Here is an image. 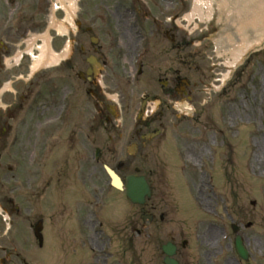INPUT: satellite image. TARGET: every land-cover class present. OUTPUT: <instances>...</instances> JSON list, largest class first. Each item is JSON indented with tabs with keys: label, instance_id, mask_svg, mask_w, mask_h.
<instances>
[{
	"label": "rangeland",
	"instance_id": "obj_1",
	"mask_svg": "<svg viewBox=\"0 0 264 264\" xmlns=\"http://www.w3.org/2000/svg\"><path fill=\"white\" fill-rule=\"evenodd\" d=\"M73 2L74 10L68 14L65 10L67 0H0V46L3 51L10 48L9 53L5 54V62L10 59L13 63L19 43H22L21 52L32 48L29 56L24 54L19 63L15 61V64H10V69L5 72L2 69L0 72L2 79L12 77V74L23 75L21 86L28 95L23 101L32 106H27L26 110H21L15 118L8 120L11 128L1 137L6 142L5 146L0 145V249L4 246L6 264H64L68 253L73 254L72 259H77L78 264H163L160 246L171 239L179 245L183 261L187 260L190 264H211L207 262V256L214 254L217 256L212 257V264H222L227 254L230 257L234 254L231 250V238L230 243L228 241L230 247H226V243L222 244L224 253L221 254L220 247H215L218 242L220 244L217 240L220 239L221 225L226 222L225 219H220L222 202L230 207V224L252 222L248 228L239 224V233L259 264H264V187L263 197L260 199L258 186H246L243 170L244 167L258 166V171H264V39L245 52L242 60L232 66L229 64L232 62L231 55L225 54L216 43L219 35L214 28L216 13L212 10L209 17L203 18L194 14V0ZM52 18L65 27L67 36L49 29ZM88 27L90 31H87ZM47 29L52 38V46H49L60 54L68 45L69 53L66 57L69 58L65 62L60 58L57 64L33 72L31 69L42 41L37 40L35 46L30 40L35 35L40 38L47 35ZM167 29L169 32L166 34ZM18 36L22 37L21 40ZM91 36L97 39L95 44L90 42ZM172 37L173 41L178 42L171 44ZM22 39H25V44ZM94 53L105 61L96 76L99 83H104L100 95L105 106L99 107V110L89 99L86 84L77 78L78 71H85L87 68L86 56ZM1 63L3 64L2 60ZM177 64L180 75L187 77L191 83L186 88L187 93L181 97V122L195 123L197 127H202L203 123L217 121L216 117L220 118L221 112L228 111V118H224V121L231 122L229 133L234 152L231 151L227 162L229 167L221 169L226 175L214 176L222 199L215 204L212 203L213 198L209 201L208 195L201 188V185L204 186V178L199 176L161 179L162 190L159 188L157 191L163 195L161 209L167 211L168 220L162 225L149 227L148 236L143 231L139 236L133 233L131 238L125 235V231L121 232L126 228L128 218L133 220L134 228H140V206L131 204L124 192L110 188L102 164L112 166L116 161L129 157L126 149L130 143L129 133L137 110L128 108V103L136 101L139 104L142 92L159 87L157 80L168 77L169 70ZM138 65L142 69L140 75L135 74ZM30 77L34 78L29 81ZM41 77H50L53 95L49 99L55 104L65 100L70 107V114L66 126L54 127L58 133L64 127L63 132H60L63 136H54L59 137L52 146L56 150L55 155L48 157L43 153V158L36 157L32 165L31 156L34 154L31 150L40 145L35 143L33 120L30 116L32 108L39 105L45 97L43 91H40V87L45 85L44 82H39ZM242 86L245 94V119H252L255 114L258 125L254 129L256 136L249 135L241 128L238 145V141L233 140L238 135H234L232 129L238 121ZM36 92H39L38 96ZM34 96L37 98L36 102L31 101ZM58 109L55 108L53 114ZM78 121L83 125L82 132L77 137ZM207 132L210 136V129ZM72 136H75V143L68 140ZM80 137L84 139L85 145ZM224 138L228 140L227 131L224 132ZM249 139H256L254 157L251 154L248 156L246 152L245 144ZM154 141L156 140L151 139L152 145ZM95 147H100L102 153L98 167H90V151ZM130 158L129 168L141 169L144 165L141 151ZM246 158L251 159L247 160L249 164H246ZM98 168L101 170L100 174ZM36 176H39V183H36ZM76 177L85 179L86 187L88 185L86 197L94 187L98 189L100 186L102 195L106 192L104 198L101 196L103 203L100 206L95 207L88 199L77 205L78 199L84 198V191L77 185ZM91 179L92 183H89ZM260 182L264 184V172L257 181ZM235 183L244 192L239 194V199H233L234 194H231L226 202L228 188L232 190ZM253 198L257 199V206L250 208L249 201ZM244 199L245 209L242 214H238L236 203L243 205L241 201ZM69 203L73 204L68 206ZM193 204L209 208L214 205L219 215L212 219L197 215ZM93 209L101 214L106 223L105 229L108 230V236L111 233L113 242L112 247L107 248L102 256L93 254L88 243L87 246L79 245V239L87 236L89 230L84 231L77 225V220L84 218L89 221L90 211ZM38 220L43 223L41 247L38 246L33 231ZM229 230V236L233 237L230 225ZM129 234L131 235L130 232ZM182 239L188 242L183 249L180 248ZM68 242L69 250L66 248ZM91 244L93 245L92 242ZM105 259L106 262L103 263ZM227 263L235 264L234 257Z\"/></svg>",
	"mask_w": 264,
	"mask_h": 264
},
{
	"label": "bare ground",
	"instance_id": "obj_2",
	"mask_svg": "<svg viewBox=\"0 0 264 264\" xmlns=\"http://www.w3.org/2000/svg\"><path fill=\"white\" fill-rule=\"evenodd\" d=\"M65 10L70 14L74 9L73 0H67ZM194 13L201 18L209 16L212 10L217 15L216 26L220 31L216 43L225 54H230L234 65L250 48L264 39V0H194ZM51 26L59 31L62 26L52 18ZM38 47L39 54L34 60V68L56 63L62 55L55 53L46 37Z\"/></svg>",
	"mask_w": 264,
	"mask_h": 264
},
{
	"label": "flooded vegetation",
	"instance_id": "obj_3",
	"mask_svg": "<svg viewBox=\"0 0 264 264\" xmlns=\"http://www.w3.org/2000/svg\"><path fill=\"white\" fill-rule=\"evenodd\" d=\"M176 81H180V77H169L166 81L165 84L163 85L164 88L168 87V88H175V83ZM166 92V90H161V93L163 95V97L165 96L164 93ZM153 96H157V94H153ZM167 96L171 97L170 92L167 93ZM159 105H165L164 102L160 101L158 103ZM169 109V106H168ZM174 113V111L172 112V114ZM168 113H166L164 110H155L152 115L151 118H149L148 121H145L143 123V127H150V129L153 131L155 129H159V131H161L164 135L166 134V129L169 125L173 124V121H167L168 117H171L172 115H167ZM175 114V113H174ZM140 130H142V128H140ZM142 133V131H138L135 132L136 135H140ZM193 133H194V129H193ZM177 134V133H176ZM175 134V135H176ZM162 139V138H161ZM161 139H159L158 141L160 142ZM173 141H178V147L180 149V152L183 154L185 160H187L189 162V164H191V171L193 172V175L199 170L200 174L205 175V173L207 172V170H205V167L201 166L202 165V161L207 160L208 158V154L210 153V148L209 145L207 144L208 139L206 137H202V138H197V137H191V138H182V137H178V138H172ZM150 144H146L145 145V153L146 155H150L153 151L160 153V156L162 159H166L168 157V155L170 154V152L172 151V146L174 144H170V143H166L164 141L155 144L153 146H149ZM123 164L121 163V166ZM149 170V169H148ZM147 170V171H148ZM163 175V173H161ZM144 176L148 179V174L144 173ZM157 176V175H155ZM149 181V179H148ZM150 185V184H149ZM150 187H152L150 185ZM161 197L160 194L157 195H152L148 198V200H146L145 202V210L147 212V214L152 216V221L155 220V215L157 213H159V208L161 205ZM163 214L164 213H160ZM165 217V215H164ZM164 218H160V220H162ZM82 222L85 224V219H82ZM90 241L93 243L94 246L100 248L101 247V242L99 241V239H97L96 237H91ZM2 256L0 257L1 260ZM2 262L4 263V259H2Z\"/></svg>",
	"mask_w": 264,
	"mask_h": 264
},
{
	"label": "water",
	"instance_id": "obj_4",
	"mask_svg": "<svg viewBox=\"0 0 264 264\" xmlns=\"http://www.w3.org/2000/svg\"><path fill=\"white\" fill-rule=\"evenodd\" d=\"M111 177L115 180L114 175L110 172ZM140 182L139 181H130L128 185H126L127 187V193L129 194V196L132 197V193L135 192H142V187H140ZM135 200V199H134Z\"/></svg>",
	"mask_w": 264,
	"mask_h": 264
}]
</instances>
